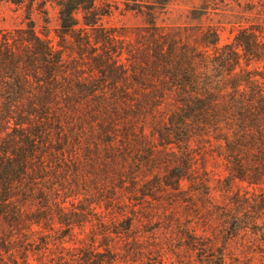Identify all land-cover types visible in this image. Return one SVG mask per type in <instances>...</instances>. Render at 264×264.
<instances>
[{"label":"trees","instance_id":"1","mask_svg":"<svg viewBox=\"0 0 264 264\" xmlns=\"http://www.w3.org/2000/svg\"><path fill=\"white\" fill-rule=\"evenodd\" d=\"M9 2L0 264H244L236 239L264 253V0L179 22L169 0ZM119 3L142 24L106 26Z\"/></svg>","mask_w":264,"mask_h":264},{"label":"rangeland","instance_id":"2","mask_svg":"<svg viewBox=\"0 0 264 264\" xmlns=\"http://www.w3.org/2000/svg\"><path fill=\"white\" fill-rule=\"evenodd\" d=\"M0 28L2 29H12L20 24L22 21L21 12H15V6L10 4L9 0H0ZM99 2H103V0H98ZM110 2H113V0H109ZM153 1V0H149ZM159 2H166V0H158ZM204 0H169L168 3V10L170 12L169 19L167 22H179L180 15L183 14V17L185 16L186 12L190 10L193 6L198 7L202 4ZM119 2H123V0H119ZM231 3V1H225L223 4ZM219 4L218 7V14L217 16L211 15L213 20L218 21L221 20V22H231L232 18L225 16L221 17V14H224V5ZM48 9V15L50 18V29L51 33L49 35V39L53 40V30L56 28L57 25V14L56 9L52 5H47ZM226 14H229L226 12ZM223 16V15H222ZM182 17V20L184 18ZM161 19L166 18V16L160 17ZM37 21L38 30L40 29V21L35 18ZM181 20V21H182ZM104 24L108 27H136L140 26L142 24V18L140 16H137L133 12H128L125 10V7L123 4L119 3V7L117 10H113L112 14L109 18H106L104 20ZM237 26L225 23L223 25V30L220 33V43L225 44L232 41L234 35L236 34ZM209 170H214L220 173H223V168L221 166L213 165L212 162L208 164ZM211 186H216V181L212 180ZM216 195H219V192H216ZM252 250L250 253L244 252L245 248L243 249L240 245L239 240H233L230 244V252L233 253L235 256H238L240 259H243L245 262L244 264L248 263V258L251 257L250 264H264V253L260 251L258 248V243H254V245L251 246ZM261 247V246H259ZM244 252V253H243ZM248 256V257H247ZM174 260V259H172ZM178 264L177 262H175ZM229 263V260L227 259V264ZM183 264V263H180Z\"/></svg>","mask_w":264,"mask_h":264}]
</instances>
